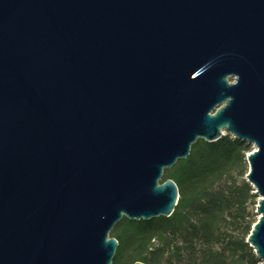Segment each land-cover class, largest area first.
Returning <instances> with one entry per match:
<instances>
[{"label": "water", "instance_id": "water-1", "mask_svg": "<svg viewBox=\"0 0 264 264\" xmlns=\"http://www.w3.org/2000/svg\"><path fill=\"white\" fill-rule=\"evenodd\" d=\"M224 136L264 264V0H0V264H108L109 229L166 219L160 173Z\"/></svg>", "mask_w": 264, "mask_h": 264}, {"label": "trees", "instance_id": "trees-1", "mask_svg": "<svg viewBox=\"0 0 264 264\" xmlns=\"http://www.w3.org/2000/svg\"><path fill=\"white\" fill-rule=\"evenodd\" d=\"M245 153L227 136L194 141L183 160L160 173L159 182L175 189L168 217L120 219L106 234L115 243L108 264H257L242 243L255 204L242 179Z\"/></svg>", "mask_w": 264, "mask_h": 264}, {"label": "rangeland", "instance_id": "rangeland-1", "mask_svg": "<svg viewBox=\"0 0 264 264\" xmlns=\"http://www.w3.org/2000/svg\"><path fill=\"white\" fill-rule=\"evenodd\" d=\"M226 82L228 83L229 80L227 79ZM249 151H250V148L247 149V152H249ZM159 180H160V179H159ZM158 183H159V181H158ZM254 200H255V199H254ZM254 200H253V201H254ZM254 202H255V201H254ZM253 207H254V206H253ZM253 207H252V208H253ZM252 210H253V209H252ZM251 214H252V211H251ZM252 215H253V214H252ZM254 219H255V216H254ZM232 235H233V234H232ZM106 237H107V236H106ZM107 239H108V238H107Z\"/></svg>", "mask_w": 264, "mask_h": 264}]
</instances>
